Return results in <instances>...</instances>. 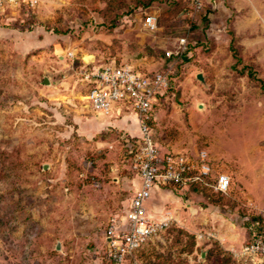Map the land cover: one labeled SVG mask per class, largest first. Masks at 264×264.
Masks as SVG:
<instances>
[{
	"label": "rangeland",
	"instance_id": "rangeland-1",
	"mask_svg": "<svg viewBox=\"0 0 264 264\" xmlns=\"http://www.w3.org/2000/svg\"><path fill=\"white\" fill-rule=\"evenodd\" d=\"M181 37L188 52L165 59ZM123 61L169 70L160 153L205 150L230 179L225 195H158L149 209L169 225L135 263L260 264L242 248L264 232V0H204L196 14L191 0H0V264H106L138 188L121 137L140 132L131 111L86 106L84 73Z\"/></svg>",
	"mask_w": 264,
	"mask_h": 264
},
{
	"label": "built area",
	"instance_id": "built-area-1",
	"mask_svg": "<svg viewBox=\"0 0 264 264\" xmlns=\"http://www.w3.org/2000/svg\"><path fill=\"white\" fill-rule=\"evenodd\" d=\"M33 2V0H30ZM194 14L204 10V0H191ZM143 27L149 33L157 30V15L145 14ZM189 50L186 37L176 38L164 53L165 59L180 60ZM168 73H142L123 61L109 62L92 72L84 73L88 88L86 106L96 113H107L118 107L133 112L138 119L140 137L122 136V148L126 161L139 179V188L130 199L127 215L118 232L111 230L105 251L106 264H136L135 257L150 241L162 232L170 222V214L152 213L148 202L155 190L170 189L176 192L198 189L210 190L220 195L228 193L229 176L215 175V167L208 153L200 151L195 156L171 152L161 154L152 139L147 120L160 96L168 89ZM242 254L264 262V241H254L242 248Z\"/></svg>",
	"mask_w": 264,
	"mask_h": 264
},
{
	"label": "crops",
	"instance_id": "crops-1",
	"mask_svg": "<svg viewBox=\"0 0 264 264\" xmlns=\"http://www.w3.org/2000/svg\"><path fill=\"white\" fill-rule=\"evenodd\" d=\"M117 108L118 107H116V110H117ZM116 110H115V114H116V116H121V115H117V113H116ZM135 118H136V115H135ZM104 124H109V125H111V126H113V127H115V128H118L119 130H121V131H125V132H127V133H130L131 132V134H134V128L133 127H130L129 125H120L119 124V122H115V121H106V122H104V121H102ZM136 130V129H135ZM137 177V176H136ZM138 179V178H137ZM138 188H139V179H138ZM137 188V189H138ZM164 190H166V189H162V190H155L154 192H153V194H152V196H151V199L149 200V202H148V206H150V203L151 202H153L154 201V199L158 196V195H160ZM137 191V190H136ZM167 191L169 192V191H171L172 192V190H170V189H167Z\"/></svg>",
	"mask_w": 264,
	"mask_h": 264
},
{
	"label": "trees",
	"instance_id": "trees-1",
	"mask_svg": "<svg viewBox=\"0 0 264 264\" xmlns=\"http://www.w3.org/2000/svg\"><path fill=\"white\" fill-rule=\"evenodd\" d=\"M230 48H231V50H233V40L231 39V43H230ZM234 51V50H233ZM236 57H235V59H236V61L237 62H240L241 61V59L239 58V57H237V55H235ZM165 58V57H164ZM262 87H263V85H262ZM264 88V87H263ZM152 119H149V120H147V124H148V126L151 128V126H152ZM124 154V153H123ZM125 158V157H124ZM194 192H199L198 191V189H194ZM254 241H264V232H259L258 234H255L254 236H253V239H252V241L251 242H254ZM141 251V250H140ZM139 251V252H140ZM261 264H264V262L263 263H261Z\"/></svg>",
	"mask_w": 264,
	"mask_h": 264
},
{
	"label": "water",
	"instance_id": "water-1",
	"mask_svg": "<svg viewBox=\"0 0 264 264\" xmlns=\"http://www.w3.org/2000/svg\"><path fill=\"white\" fill-rule=\"evenodd\" d=\"M196 78H197L199 81L204 82V79H203V77H202V75H201L200 73L196 75ZM43 83H44V84H47V80L44 79ZM45 168H46V166L44 165V169H45ZM57 249H59V247H57Z\"/></svg>",
	"mask_w": 264,
	"mask_h": 264
}]
</instances>
